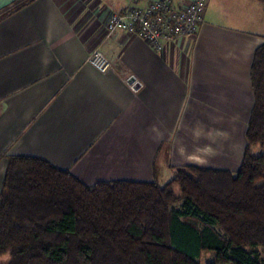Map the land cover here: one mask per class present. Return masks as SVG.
Returning <instances> with one entry per match:
<instances>
[{"label":"crops","instance_id":"1","mask_svg":"<svg viewBox=\"0 0 264 264\" xmlns=\"http://www.w3.org/2000/svg\"><path fill=\"white\" fill-rule=\"evenodd\" d=\"M130 4L0 0V197L11 156L43 158L89 186L165 184L187 165L241 163L251 65L264 44L262 3L208 0L198 33L160 50L123 31L108 34V11ZM96 48L115 71L87 62ZM125 72L139 91L123 82Z\"/></svg>","mask_w":264,"mask_h":264},{"label":"trees","instance_id":"2","mask_svg":"<svg viewBox=\"0 0 264 264\" xmlns=\"http://www.w3.org/2000/svg\"><path fill=\"white\" fill-rule=\"evenodd\" d=\"M251 84L235 172L187 165L165 184L89 186L43 158L9 157L0 255L9 253L7 264H202L197 258L208 252L214 258L204 264H264V44L253 56Z\"/></svg>","mask_w":264,"mask_h":264},{"label":"built area","instance_id":"3","mask_svg":"<svg viewBox=\"0 0 264 264\" xmlns=\"http://www.w3.org/2000/svg\"><path fill=\"white\" fill-rule=\"evenodd\" d=\"M130 1L126 9L108 11V34L123 31L143 38L160 50L163 42L181 41L198 33L208 0H187L179 4L173 0ZM87 62L101 72L115 71L110 60L98 48L87 56ZM120 76L131 91H139L142 84L132 73H120Z\"/></svg>","mask_w":264,"mask_h":264},{"label":"rangeland","instance_id":"4","mask_svg":"<svg viewBox=\"0 0 264 264\" xmlns=\"http://www.w3.org/2000/svg\"><path fill=\"white\" fill-rule=\"evenodd\" d=\"M238 132H239V129L237 130ZM237 135H240L239 133L238 134H235V135H233V136H237ZM239 137V136H238ZM243 139L245 140V142H244V146H243V148L245 147V145H246V139H245V136H244V134H243ZM236 147V148H235ZM235 149V150H234ZM234 156H235V158H236V156H237V153H238V146H234ZM252 150H253V152H255V153H257L258 152V150H259V148H258V146H253L252 147ZM243 151H244V149H243ZM242 151V152H243ZM243 154V153H242ZM232 154H229V156H231ZM238 160H239V158H238ZM240 164L241 163H239V165L238 166H236V163H234L233 165H231L230 166V168H229V171H231V172H235L237 169H238V167L240 166ZM175 191H176V193L178 194V193H180V189H179V186L178 185H175ZM214 255L213 253H208V252H201V254H200V256L197 258L198 259V261L200 262V263H202V264H204V263H206V262H211V261H213V258H211L210 256L211 255ZM9 257H10V255H9V253L7 252V253H4V254H2V255H0V264H7L8 263V260H9ZM211 259H210V258Z\"/></svg>","mask_w":264,"mask_h":264}]
</instances>
